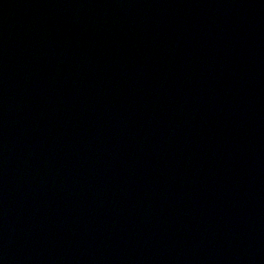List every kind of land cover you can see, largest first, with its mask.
<instances>
[{
	"label": "water",
	"instance_id": "obj_1",
	"mask_svg": "<svg viewBox=\"0 0 264 264\" xmlns=\"http://www.w3.org/2000/svg\"><path fill=\"white\" fill-rule=\"evenodd\" d=\"M0 264H264V0H0Z\"/></svg>",
	"mask_w": 264,
	"mask_h": 264
}]
</instances>
